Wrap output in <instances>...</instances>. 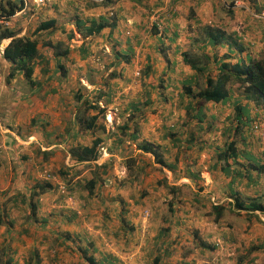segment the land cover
<instances>
[{"label":"rangeland","instance_id":"1","mask_svg":"<svg viewBox=\"0 0 264 264\" xmlns=\"http://www.w3.org/2000/svg\"><path fill=\"white\" fill-rule=\"evenodd\" d=\"M8 1L13 0H0V6H7ZM50 1L56 2L60 12L57 9H52L57 15V19L61 22V26L64 27V31L55 33L54 38L64 40L68 46L71 43L76 44L75 37L71 41L72 35L70 33H72L73 29H69L71 27L70 23H73L71 19L74 15L71 13L72 15L69 16L66 9H60L62 7L59 6L60 1L58 0H24V10L22 9L11 15L6 20L8 24L5 25L3 23L4 25L1 24V26L18 30L19 35H32L34 28L40 21L46 19L47 13L51 8L48 6ZM86 1L89 2V0ZM224 1L226 2L224 7L227 9V7L231 8L235 0ZM96 2L98 5L95 6H103L101 0H96ZM40 6L43 8H40ZM66 8H69V4ZM251 8L253 10L251 12L259 14L264 12V0H261L260 10H254V6ZM109 9L111 7L108 8V11H110ZM61 12H65V14H61ZM64 16L66 18L61 20ZM261 20H264V18ZM69 36L71 37L69 38ZM89 36L93 35H88L83 40L88 44V48L90 47L88 49L90 53L88 57L90 64H93V66L88 69L91 70V73L88 76L81 75L86 80L83 83L70 80L71 84L68 86V90L67 87H63L61 84L66 83L64 77L70 74V69L68 67L69 70L64 77L58 73L57 66L53 61L52 48L44 46L45 44L43 45L45 39L41 36L37 37L40 53L49 58L50 64L38 63L36 65L33 77L39 82V86L30 85L21 75H16L7 81L10 63L2 58L1 52L3 51V46L9 40L0 44V215L3 214V206L6 209L5 220H15V224L13 222L11 227L5 222L0 224V264L4 262L3 257L7 256L8 251L14 249L16 252H20L18 259H20L21 264H25L23 252H30L33 257V252L36 251L38 256L43 252L40 257L41 264H60L61 261L58 260L60 252L63 262L64 252H67L64 240H66V237H70V233L61 228L63 226L65 228L68 227L66 217L69 214L72 215L73 210L77 209L80 213H77L76 216L73 214L74 220L82 222H90V220L93 222L100 221L101 224L105 221L107 226H113L112 223H115L118 226V228L115 226L113 228L116 229V233L118 231L122 233L124 229L122 226H126L128 233L133 236V244L141 241V238L153 231V228L149 230L147 227V220H162L164 224L170 226V229H173L174 234L176 233L175 230H177L180 232V236L184 237V241H181L182 244H180L181 252H175L181 258L178 259V261H181L180 264H239L237 262L239 254H250L254 258L253 261L245 258L242 262L243 264H264V249H261L260 252L224 251L225 242L217 227L218 225L216 224L217 226H215L214 217L216 213L212 208L213 202L218 201L220 196L210 192V190L207 191L208 185L206 184L209 180V175L214 182L224 176L221 171L223 163L222 160L217 158V152L218 148L224 147L227 142L236 140L235 146L239 152L249 151L248 148L250 147V150L258 154L259 157L262 155L264 145L261 142L259 132L252 128V124L255 121L264 124L263 106L253 100H247L242 87L234 83L231 89L232 91L234 89L236 94H239L235 98L241 97L244 101V104L241 105H246L248 110L250 109L249 118L243 116V124H239L240 133H236V136L233 135L232 129L238 124L236 122L237 109L232 105L231 98L227 104L201 102L199 105L203 107L202 121L196 117L187 118L183 105L189 99L183 97L185 103L179 104L181 100L179 94L182 89L180 82L176 80L172 82L171 79L168 80L164 77L161 80L148 78L149 71H146L147 68L143 66L142 61H135L132 56L128 59L117 61L112 54L106 51L99 54L98 50L92 49L93 39L89 38ZM186 36L185 42L189 41L187 34ZM78 39L81 41V38ZM198 51L200 50H195L192 55L200 53ZM215 54L220 55L218 50L215 51ZM99 56L101 59L100 62H97ZM230 58L232 56L229 54H223V58L220 61L232 62ZM110 59L115 62L114 67L112 66L113 68L105 76L104 72L108 71L110 67V65L107 66V62ZM100 67L101 76L98 73L92 74L93 68L100 69ZM215 68V64H210V71ZM112 70L116 73L114 77L110 76ZM138 70H140V74H136ZM212 73L214 74L215 70ZM47 74L52 75L49 80L45 79ZM98 78H100L99 81ZM96 83L100 84L102 89H109V92H113L110 97V104L129 107V104L133 102L137 105L135 107L137 110H133L134 106H132L133 108L131 107V111L128 113H121L119 116H115L114 123L109 126L106 122L104 123V118L106 117L104 114L102 120L104 130L89 132V136L95 134V136H101L104 141L98 146V159L92 162H77L70 158L69 153L67 154L71 145L66 140V137L60 134L64 132L59 122L62 118L61 116H64L68 127L71 123L69 119L71 113L74 114L73 119L76 121L78 104L74 98V92L78 90L84 96H95L93 91ZM59 89L60 93L57 95L56 93L59 92ZM147 98H149L150 102L143 104ZM102 101L104 100L101 99L98 102L101 106ZM166 111L168 113L166 118H164L163 113ZM62 112L65 113L62 114ZM109 118L111 119L112 117ZM118 121H120L119 124L128 121V129L120 132L118 126H116ZM136 123L139 125L140 135L138 140H133L127 134L133 132V124ZM228 126L231 128V132L226 131ZM162 128H172L176 134L175 136L180 137V145L175 146L172 143L171 139L177 138L175 136H168L163 139L164 131ZM241 130L243 131L242 135ZM115 134L118 141L116 139L112 140ZM119 137L122 139L121 142H119ZM190 137H192L193 141L187 143L186 141ZM107 140H112V142H107ZM143 140H152L155 143L162 144L166 161L168 163L176 162L177 170L160 166L154 161L152 154L144 153L139 147V143ZM106 142L108 145H106ZM131 157L136 158V161L133 162L132 168H128L126 160ZM130 163L132 164V162ZM235 167L233 165V168ZM78 175L79 178L82 177V179H79L82 183L94 176L97 178L95 193L89 195L90 199H88L87 204L80 196V191H82L80 185L74 184ZM224 179L227 181L229 177H224ZM257 180V185L249 187L245 183L235 184L236 189L241 192V199L264 195V172L261 173L260 178ZM20 181H22L24 187L29 189L35 183L49 182L52 188L48 190V193L53 199L60 202L48 214L49 225L52 224L53 229L58 227L61 233L51 234L47 244L42 239L44 233L43 222L38 220L37 223L33 222L31 225L28 203H22V200L18 197L20 192L18 194H10L12 185L20 183ZM160 181H163L162 184L159 183ZM165 181L169 182L168 184L170 185L177 184L178 189L176 192L168 190L164 185ZM219 184L221 183L219 182ZM59 186H63L65 192H61ZM222 189V186L216 189L217 194L223 196L224 192ZM20 196L22 199V193ZM68 196L74 198V205L68 203ZM16 197L17 199H15ZM13 200L17 201L15 205ZM190 201L194 202L195 207L187 205ZM20 202L23 205H20ZM185 206L188 208V213L181 211L177 213L176 217L171 213L172 210L175 211L179 207L184 208ZM226 210H223V218H227L229 223L231 222L234 226L237 225V227L239 226L242 229L236 232L237 237H239L240 233L251 234L250 237L252 239L259 238V240L255 241L256 244L264 243L263 213L256 211L255 214L260 219L257 215H255L256 218L250 216L253 221L249 222L246 220L248 217L246 212L238 210V212L236 211L237 213H230ZM122 213H124L123 216L125 222H127L125 224H122L120 220ZM177 216L179 219H177ZM193 217L198 218L200 221V223L196 221L197 231H195V225L183 228V225L186 224L184 219L188 220L187 223L190 224L192 219L195 222ZM165 218H169V223ZM129 226H132L133 229L129 230ZM10 228L11 231H9ZM25 228H28L27 233L22 231ZM199 230L203 232L199 234ZM169 231L165 232V234H171ZM250 237H242L240 241L251 240L249 239ZM56 238H59L60 242H57ZM191 238L209 245L210 252H207V256H201L195 252L196 250H193ZM216 238L222 241L221 248L216 245ZM71 241L74 242L73 239ZM59 243H62V245H59ZM172 243L174 244L175 241ZM213 245L216 246L217 252H212ZM230 249H233V246ZM155 255L160 258L158 252H155ZM70 258L73 260L71 264H79L77 253H71ZM151 260L150 264H155ZM245 260H248V262ZM140 264H146V262L143 261Z\"/></svg>","mask_w":264,"mask_h":264},{"label":"crops","instance_id":"2","mask_svg":"<svg viewBox=\"0 0 264 264\" xmlns=\"http://www.w3.org/2000/svg\"><path fill=\"white\" fill-rule=\"evenodd\" d=\"M58 1H60L59 6L62 7L60 9H66V12H68L67 15L69 16L72 15L71 13H73L74 15L71 19L73 23H70L71 27L69 29H73L72 33H70L72 35L71 41L75 37L76 44L71 43L69 45L71 54L69 56V59L66 61V65L70 68V74L64 77V81H66V83H63L64 85L61 84L63 87H67V90L69 89L68 86L71 84L70 80H76L80 83L86 81L85 78L81 75L88 76V74L91 73V70H89L88 68L93 66V64H90L91 62L88 57L90 54L88 49L90 47L88 48V44H86L83 40V38L87 37H83L82 34L76 29L75 21L77 18H81L86 21L89 18L99 19L104 17L106 23L103 25V27H101L100 31L97 34H93V36H89V38L93 39L92 49L98 50L99 54H102L103 51H106L109 54H112L114 59H116L117 61L128 59L130 56H132L133 59L135 58V61L141 60L144 64L143 66L147 68L146 71H149L148 78L150 79L152 78L161 80L162 77H164L168 80L171 79L172 82L173 80L184 82L188 79L194 78L195 72L189 65L185 64L183 60V52H188L190 57H193L192 52H195V50H200L198 52L204 51L209 56H214L212 54H215V51L218 50L220 55L218 56L217 54H215L218 60H221L223 58V54H229L230 56H232V58H230L232 63L239 60H246V57L250 55L258 58L264 54V20H261L263 18H254L251 12L253 11L251 8L252 6H254V10H260L259 5L261 4V0H235L231 8L227 7V9H225L224 7L226 3L224 0H117L112 6H106L107 8L104 5L92 7L88 5L89 2H87L86 0ZM68 4L69 8L67 9L66 7ZM48 6L51 8L48 13L45 12L47 13L46 19L58 18L52 9H57V11L60 12L59 8H57L56 2L50 1V4H48ZM110 7L111 9H109L110 11H108V8ZM40 8L43 7L40 6ZM61 14H65V12H61ZM154 15H156L157 17H155ZM65 18L66 16H64L61 20H64ZM205 25L220 27L223 30H226V32L233 36L232 38L236 39L239 44L245 47V50L240 53L234 46L227 42L218 44L216 46L206 44L204 41L205 34L202 32V28ZM150 29H152V31H150ZM186 34L189 37V41L185 42L187 38ZM78 38H81V41H79ZM81 46L83 47L84 52H86L85 54L84 52H82L83 50ZM100 59L101 57L99 56L97 62H100ZM114 63L115 62L113 61V59H110V61L107 62V66L110 65V67L108 68V71L104 72L105 76L114 67ZM93 70L94 71L92 72V74L98 73L100 74V76L102 75L101 67L100 69L93 68ZM51 77V74H47L45 79L49 80ZM99 80L100 78H98V81ZM100 88L101 85L96 83L93 93L96 94L98 92V89ZM58 91L59 92L56 93L57 95L60 93V89ZM111 94H113V92H111ZM237 96H239V94H236L235 90L233 89L231 96L233 106L244 104V101L241 97L235 98ZM228 102L229 100L224 103L227 104ZM129 111H131V109L127 106H116L109 103L106 106V117L104 118V123L106 122V124L109 126L110 124L114 123L116 118L115 116H119L121 113H128ZM247 112L248 115H250V109L247 110ZM64 113L62 112V114ZM167 113V111L163 113L164 118H166ZM73 115L74 114L72 113L70 114L69 119L71 120V123L70 125H68V127L65 123L67 122L66 118L64 116H61L62 118L59 122V125H62V131L64 133L60 134H62L63 137H66V140L71 146L77 144H89L92 139L96 137L95 134L89 136V131L80 130L77 122L73 119ZM109 117L112 118L110 119ZM116 123V126H118L120 121ZM123 123L124 122H122V124ZM115 139L116 141H118L116 138V134L114 135L112 140ZM112 140H107V142H112ZM107 142L106 145H108ZM102 143H104L103 139ZM62 148L64 149L63 146ZM248 149L249 151H251L250 147ZM65 151L67 152L66 149ZM68 153L69 150L67 154ZM249 154L253 157V159H258V154L253 152ZM237 155L238 162L249 163V161L246 160V156L242 152H239ZM236 167H238V169H236ZM236 167L233 168V166H231L230 170L227 173L223 172L224 176L221 175L222 178L220 177V179H218L217 181L215 180L216 182H214L209 175V180L206 183L208 185L207 191L210 190V192L216 193V195L220 196L218 197L219 200L213 202V204L217 205L226 201L232 202L233 197L229 196L231 191L235 190L239 195L241 194V192L236 189V185H238L239 183H245L247 187L257 185L258 180L256 181V183H250L247 177H243L242 179H238L232 182V177L235 170H239L241 172L244 171L243 167H240L239 165H237ZM253 172L255 173V171ZM260 176L261 173L257 175L258 179L260 178ZM224 177H229V180L226 181ZM76 179L77 180L74 183L75 185L79 182V179H82V177L79 178L78 175ZM219 182L221 184H219ZM221 186L224 192L223 196L217 194L216 190L219 187L221 188ZM31 189L24 187L22 185V181H20V183L12 185L10 194H18L19 192L20 194L24 193L28 201V196ZM19 198L20 200H22L21 196H19ZM190 202H188L187 205L194 206V202ZM59 203L60 202L51 197L48 191L43 193L38 199L37 217L41 221L45 220L43 221V238H40L44 239L45 244H47V242L49 241L51 234L61 233L59 232L58 227L53 229L51 226L52 224L49 225L50 219L48 214V212L50 213V211L53 208H56ZM187 209L188 208H186V206L184 208L179 207L175 211L172 210L171 213L176 217L178 212L183 211L185 213H188L189 211ZM236 211L238 212V209ZM242 212H246L247 214V211L242 210ZM73 214L74 213L72 212V215L69 214V216L66 217V224L68 225V227L65 228L63 226L61 228H64L67 233H70V238H66V240H64L67 252H64L63 262L60 252V258L58 259L59 261H61L60 264H71L73 262L72 258H70V255L71 253H77V250L74 247V245L78 243L77 240L94 242V247L96 248V251L99 252L98 257H100V254L102 252H112L119 258L120 264H140L143 261L146 262V264H150V260L152 258L153 260L151 261L154 262V257L156 256H154L155 252H158L160 254V258L157 255L159 258L158 264L181 263V261H178V259L181 258L178 257L175 252H181L182 248H180V244H182L181 241H184V237L180 236V232H178L177 230H175L176 233L174 234L173 229H170V226L164 224L162 220H147V227L149 228V230L153 228V231H150L148 235L141 238V241H137L133 244V236L131 233H128L126 226H122V228H124L122 233H119V231L116 233V229L113 228H118V226L115 223H112L113 226H107L105 221H103V224H101L100 221L93 222L92 220H90V222H82L74 220L75 218L73 217ZM123 215L124 213H122V216L120 217L122 224H124L121 219L122 217L124 218ZM193 218L195 219V222H193L192 219V222L190 224L187 223L188 220L184 219L186 224L183 225V228H185L186 226L195 225V231H197L198 226L196 224V221L197 223H200V221L196 217ZM253 218H256L255 215ZM177 219H179L178 216ZM165 220H167L169 223V218H165ZM246 220H248L249 222L253 221L250 216H248ZM12 222H14L15 224L14 219ZM32 223L33 221L30 224L32 225ZM206 224L208 223L206 222ZM251 225H253V223H251ZM215 226L218 227L220 233L222 234V238L225 242V252H247L250 246L255 244L256 240H259V238L252 239L250 237L251 234L246 233H240L239 237H237L236 232L241 231L242 229L239 226L237 227V225L234 226L231 222L229 223L227 218H222L219 224L215 222ZM129 227V230L133 229L132 226ZM168 229L170 230L169 233L171 234H165V232L167 233ZM9 231H11V228L9 229ZM201 232L203 231L199 230L198 233L201 234ZM242 237H250L249 239L251 240L245 239L246 241L241 242L240 240L242 239ZM72 239H74L75 241L72 242ZM191 239V246L194 247L193 250H196L195 252L201 256H207V252H210L209 245L205 244L204 242L198 241L197 239ZM173 241H175L174 244L172 243ZM231 246H233V249H230ZM212 252H217L215 246ZM250 252L259 251L253 249ZM15 253L16 255L14 257L18 258L20 252ZM23 253V256L25 257H28V255H30V252ZM42 255L43 252H41L40 257ZM77 256L79 257L78 254ZM44 257L45 259H47L46 256ZM80 261L81 259L79 258L78 262ZM18 262L19 264H21L20 259H18Z\"/></svg>","mask_w":264,"mask_h":264},{"label":"trees","instance_id":"3","mask_svg":"<svg viewBox=\"0 0 264 264\" xmlns=\"http://www.w3.org/2000/svg\"><path fill=\"white\" fill-rule=\"evenodd\" d=\"M116 1L117 0H101V3L104 6H112ZM7 4V6H0V15L10 16L15 14L17 11H20L22 9L24 10L25 8L24 0L8 1ZM89 5L95 6L98 5V3L96 2V0H89ZM105 23L106 22L104 20V17L99 19L89 18L86 21L81 18H77L75 21L76 29L82 34L83 37L97 34ZM59 31H64V27L61 26V23L57 18H47L41 20L40 23L34 28L32 35H19L18 30L12 29L11 27L7 26L2 27L0 24V44L9 40L6 46L3 47V51L1 53L2 58L10 63L9 72L7 74V81H9L11 78H14L16 75H21L30 83V85L39 86V82L33 77L35 67L38 63H45L46 65L50 64V60L40 53V47L38 46L39 40L37 38L39 36L45 39L43 43V45L45 44L44 46L52 48L53 61L57 66V69L59 71L58 73L64 77L67 71L70 69H68L69 66L66 65V61L69 59L71 49L64 40L54 38L55 33ZM202 32L205 34L204 41L206 44L216 46L218 44L227 42L234 46L240 53L245 50V47L243 45L239 44L236 39L232 38L233 36H231V34L220 27L205 25L202 28ZM70 37L71 36H69V38ZM82 52H84V50ZM85 53L86 52H84V54ZM212 57L213 58L211 60V57L204 51L194 55L193 57H190L188 52H183V60L185 64L189 65L195 72L194 78L188 79L184 82H180L182 83V89L180 90L179 94L181 96L179 104L185 103L183 97H187L189 99L188 102L183 105V109L186 112L187 118L196 117L202 121L203 107L199 104H201V102L224 103L228 101L232 96L231 86L234 83H237V86L242 87L243 92L245 93L244 96L247 100H253L255 103L261 104L264 109V54L263 56H260L258 58L250 55L246 57V60H239L234 63L217 60L216 55ZM210 64H215L216 68L213 69L215 70L214 74L212 73L213 70L210 71ZM110 76H116L114 70L110 72ZM108 90L109 89L100 88L98 89V92L95 94V96L92 97L84 96V94H82V92H79L78 90L74 92V98L78 104L76 122L80 130L89 132L104 130V124L102 120L106 111V106L109 104L110 97L112 95ZM101 99L104 100L102 101V106L98 104ZM149 102L150 100L149 98H147L146 101L143 102V104H148ZM132 106H134V108ZM136 106L137 105H135V103L131 102L128 108L132 107L133 110H137L135 108ZM235 107L237 109L236 122H238V124L236 123L237 125L232 129L235 134L233 132L232 133L236 136V133H240L239 124H243V116L249 118V115L246 105L239 104L235 105ZM127 126L128 121H125L123 124L118 125V130L120 132H124L126 129H128ZM133 126V132L127 135H129L128 137L133 140H138V137L140 135L138 130L139 125L136 123L133 124ZM162 129L164 131V134L162 135L163 139L168 136L174 137L176 135L173 132L172 128ZM226 131L231 132V128L228 126L226 128ZM242 133L243 131L241 130V135ZM175 137L177 138H173L174 140H171L173 141V144L175 146H179L180 137ZM118 139L119 142H121V137H119ZM192 141L193 139L192 137H190L186 142L191 143ZM235 141L236 140L227 142L226 144H224V147L218 148L217 158L219 160H222L223 163L221 166V171L227 173L230 170L231 166L239 165L240 167L244 168V171L241 172L239 170H235L232 177V182L238 179H242L243 177H247L250 183H256L258 179L257 175L264 172V161H262L259 156L258 159H253V157L249 154L252 151L246 150L245 152H243V154L246 156V160H248L249 163L238 162L237 154L239 153V150L235 146ZM101 144L102 137L96 136L89 144L73 145L69 148L70 158L77 162H92L93 160L98 159L97 149ZM139 147L144 153L152 154L154 156V161L160 164V166L168 167L172 170L176 169V162L168 163L166 161L163 155L164 149L162 144L155 143L152 140H143L139 143ZM135 161L136 158L133 157L127 159L126 163L128 168H130ZM130 162H132V164ZM236 169H238V167H236ZM186 170L189 171L188 169ZM252 170L255 171V174ZM162 182L163 181H160L159 183L162 184ZM77 184H79L80 188L82 189V191H80V196L85 201V204H87L88 199H90L89 195L95 193L97 178L96 176H94L90 179H86L85 181H83V183L82 181H79ZM164 185L171 192H176V190L178 189L176 185H170L166 181ZM51 188L52 185L49 182H38L32 186V189L29 192L28 201L26 195L24 193L22 194V203L28 202L30 221L37 222L39 220L37 217L38 199L40 195L50 190ZM229 196L233 197L232 202L226 201L221 204L212 205V208L216 213L214 217V221L216 223L219 224V221L221 222L224 209H227L226 211L230 213H237L236 209L241 211L244 210L247 211V216L257 215L255 214L256 211H259L264 215V195L257 197H247L243 200L241 199L238 192L233 190L230 192ZM15 199H17V197ZM13 203L15 205L17 201L13 200ZM22 203L20 202L19 204L23 205ZM65 206L67 205L65 204ZM2 208L3 214L0 215V224L5 222L11 227L13 222L12 220H5L4 216H6V209L3 206ZM77 210H73V213L75 215L77 214ZM121 219L125 224L124 218L122 217ZM22 231L24 233H27L28 228H25ZM168 231L169 229L167 230V232ZM56 239L58 240L57 242H60L59 238ZM73 241L75 240L73 239ZM77 241L78 243L75 244L74 247L76 248L77 254L81 259V261L78 262L79 264H120L119 258L112 252H102L100 254V257H98L99 252L96 251L94 242L84 240ZM62 243H59V245H62ZM214 246L215 245H213L212 248H214ZM263 246V242H260L258 244L255 243L247 250V252H250L253 249L260 252L261 249H264ZM11 251L9 250L8 254H6L7 256L3 257L4 264L19 263L18 258L14 257L16 250ZM33 253V257L35 258H33L31 255H28L29 257L24 258L25 264H41V258L40 256H38L37 251ZM245 258H247L249 261H253L254 259L250 254H239L237 262H239V264H243L242 262ZM248 260L245 261L248 262ZM158 261V256H155L154 263L158 264Z\"/></svg>","mask_w":264,"mask_h":264},{"label":"built area","instance_id":"4","mask_svg":"<svg viewBox=\"0 0 264 264\" xmlns=\"http://www.w3.org/2000/svg\"><path fill=\"white\" fill-rule=\"evenodd\" d=\"M11 16V15H10ZM10 16H7V15H0V24H8V22L6 21ZM155 17H157L156 15H154ZM253 16L254 17H256V18H264V12H262V13H254L253 14ZM3 24V25H4ZM140 72V70H138L137 72H136V74H140L139 73ZM252 128L254 129V130H256V131H258L259 132V136H260V139H261V142H263V145H264V124L263 123H261V122H257V121H255L253 124H252ZM260 158L262 159V161H264V147H263V152H262V155L260 156ZM59 188H60V191L61 192H65V190H64V187L63 186H59ZM68 203L70 204V205H74L75 204V200H74V198L72 197V196H68ZM77 213H80L78 210H77ZM146 213H148V211H146ZM215 243H216V245L219 247V248H221L222 247V241L220 240V239H215Z\"/></svg>","mask_w":264,"mask_h":264},{"label":"clouds","instance_id":"5","mask_svg":"<svg viewBox=\"0 0 264 264\" xmlns=\"http://www.w3.org/2000/svg\"><path fill=\"white\" fill-rule=\"evenodd\" d=\"M254 13H257V12H252V16H253ZM253 17H254V16H253ZM260 19H261V18H260Z\"/></svg>","mask_w":264,"mask_h":264},{"label":"water","instance_id":"6","mask_svg":"<svg viewBox=\"0 0 264 264\" xmlns=\"http://www.w3.org/2000/svg\"><path fill=\"white\" fill-rule=\"evenodd\" d=\"M8 42H9V41H8ZM8 42H7V43H8ZM7 43H6V44H7ZM6 44H5L4 46H6ZM4 46H3V47H4Z\"/></svg>","mask_w":264,"mask_h":264}]
</instances>
